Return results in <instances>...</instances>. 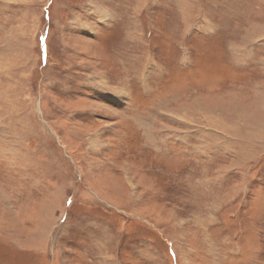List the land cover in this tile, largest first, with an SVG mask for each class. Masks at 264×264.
Returning <instances> with one entry per match:
<instances>
[{
    "label": "rangeland",
    "instance_id": "rangeland-1",
    "mask_svg": "<svg viewBox=\"0 0 264 264\" xmlns=\"http://www.w3.org/2000/svg\"><path fill=\"white\" fill-rule=\"evenodd\" d=\"M0 264H264V0H0Z\"/></svg>",
    "mask_w": 264,
    "mask_h": 264
}]
</instances>
